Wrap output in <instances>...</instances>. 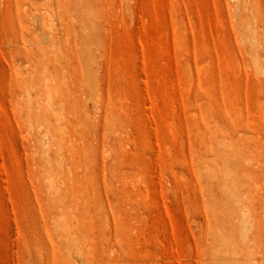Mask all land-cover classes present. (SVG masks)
<instances>
[{
  "label": "rangeland",
  "instance_id": "374dc122",
  "mask_svg": "<svg viewBox=\"0 0 264 264\" xmlns=\"http://www.w3.org/2000/svg\"><path fill=\"white\" fill-rule=\"evenodd\" d=\"M0 264H264V0H0Z\"/></svg>",
  "mask_w": 264,
  "mask_h": 264
}]
</instances>
